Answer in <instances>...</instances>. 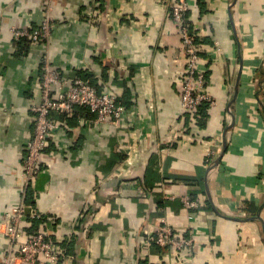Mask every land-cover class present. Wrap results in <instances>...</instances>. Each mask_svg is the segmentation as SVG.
Wrapping results in <instances>:
<instances>
[{
  "label": "crops",
  "instance_id": "crops-1",
  "mask_svg": "<svg viewBox=\"0 0 264 264\" xmlns=\"http://www.w3.org/2000/svg\"><path fill=\"white\" fill-rule=\"evenodd\" d=\"M45 1L0 0V222L22 193L47 52L62 76L117 94L125 113L117 125L87 107L53 114L60 127L24 196L23 233L44 222L63 264H264V0H188L216 101L196 126L181 114L186 59L166 1L51 0L46 47L13 40V28L41 23ZM180 125L185 137L171 143ZM163 223L192 246L177 255L158 245Z\"/></svg>",
  "mask_w": 264,
  "mask_h": 264
},
{
  "label": "built area",
  "instance_id": "built-area-1",
  "mask_svg": "<svg viewBox=\"0 0 264 264\" xmlns=\"http://www.w3.org/2000/svg\"><path fill=\"white\" fill-rule=\"evenodd\" d=\"M164 1L170 5V17L177 24L184 45L186 66L179 94L182 118L187 116L188 124L196 126L200 119L199 106L202 103H207L209 106L216 103L206 90V73L199 66L201 44L194 41L195 35L203 34L205 31L197 23L193 25V30L196 32L189 28L186 22V13L189 10L188 0ZM45 3L44 18L41 23L35 27L13 28V40L25 37L30 42H40L46 47L54 19V6L51 0H46ZM41 58L40 100L31 106V110L35 113L34 126L26 143V151L19 171L22 193L18 200L5 211L0 222L4 226L2 234L7 240L2 264H63L68 256L61 241L52 237L51 232L45 228L44 222L41 221L40 226L35 230L26 233L21 230L25 221V210L28 208L24 196L39 173L40 159L49 140L60 127L53 114L69 113L75 107L83 106L95 114V122L117 125L125 113V106L117 94L97 91L93 84L81 77L62 76L51 65L47 52ZM183 126L180 125L179 129L173 133L171 143L185 137L187 131L183 129ZM188 138L199 142L204 141L198 135L188 136ZM206 160L207 163L212 160L210 153L207 154ZM182 200L190 209L199 206V201L191 195L183 196ZM39 215L38 212L34 213L37 218ZM154 241L162 247L172 249L178 255L182 249L192 246L193 238L178 235L170 225L163 223L156 227Z\"/></svg>",
  "mask_w": 264,
  "mask_h": 264
},
{
  "label": "trees",
  "instance_id": "trees-1",
  "mask_svg": "<svg viewBox=\"0 0 264 264\" xmlns=\"http://www.w3.org/2000/svg\"><path fill=\"white\" fill-rule=\"evenodd\" d=\"M188 11H189V10H188ZM188 11H187V13H188ZM187 13H186V22H187V24L189 25V28H190L193 32H196V30H193V24H192V22L187 18ZM206 40H208L206 37H200V36H197V35H195V37H194V41H195L196 43H200V44H202V43L206 42ZM16 41H17L19 44H29V43H30V41H29L27 38H25V37H21L19 40H16ZM78 76L81 77V78H83V79L88 80L91 84L94 85L92 79H90V78H88V77H86V76H83V75H78ZM94 86H95V85H94ZM78 107H83V106H78ZM206 108H207V103H202V105L199 106L198 111H199L200 119H201V120H204V118H205V116H206ZM32 229H33V228H32Z\"/></svg>",
  "mask_w": 264,
  "mask_h": 264
},
{
  "label": "water",
  "instance_id": "water-1",
  "mask_svg": "<svg viewBox=\"0 0 264 264\" xmlns=\"http://www.w3.org/2000/svg\"><path fill=\"white\" fill-rule=\"evenodd\" d=\"M223 143H225V142H223ZM223 143H222V144H223Z\"/></svg>",
  "mask_w": 264,
  "mask_h": 264
}]
</instances>
